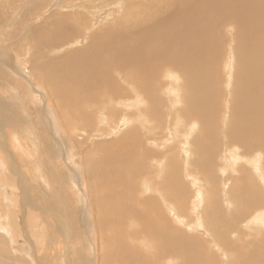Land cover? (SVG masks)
<instances>
[{
    "label": "bare ground",
    "instance_id": "obj_1",
    "mask_svg": "<svg viewBox=\"0 0 264 264\" xmlns=\"http://www.w3.org/2000/svg\"><path fill=\"white\" fill-rule=\"evenodd\" d=\"M162 1L165 6H170V11L167 14L163 8L164 6H160L163 3L158 5L157 0H149V4L143 2L145 6L140 8H136L135 5L130 4L128 7L126 6L127 10L125 11L124 16H119L121 18L118 17L119 19L114 24L110 25V30H107L103 36L96 32L88 33L90 30L87 29L85 34L89 35L84 38V45H86L87 48L83 50L78 47V49L73 47L74 49H77V51L76 55L71 56L77 58L71 61L72 57H70L66 60L67 63L65 67L63 66L66 61L59 60L57 58L48 60L51 57L46 58V56H44L46 60H43V63L39 64V70L41 71L40 77L46 78L51 87V91L49 88L48 89L50 93L55 96L53 99H59L63 103V106L61 105L60 108L64 109L68 113L67 114L63 110L65 114H67L66 116H71V114H69L71 112H68L67 109L73 111L72 113L80 119H83L86 113H90L87 114V117L89 115H93V117L95 116V119L92 118V121L96 120V118L99 120L96 127L106 124L109 128H111L109 135L120 133L117 138V146L115 148H105L106 150H103L104 161L100 163L95 161L93 162L95 168L93 173L96 175L95 189L97 193L100 190L99 182L108 177L116 178L119 181L130 182L135 187L134 180L139 173L134 170L135 168H132L133 171L132 169H128L127 162L119 164L118 161L121 159L117 160V157L120 154H116L117 152H112V150L114 151L118 149L119 152L127 154L128 158L132 156L134 157V155H132V150L137 148L140 144H145V141L144 143L142 142L141 136L139 137L140 129L147 133V138H151L153 124L149 127V116H153L155 120L158 121V134L162 135L159 139V146L155 144V146L159 149V169L157 171V175H165L164 179L167 181L170 178V172H172L173 176L171 179L174 181L179 177L177 169L182 172V169L185 166L189 168L188 174L182 173L181 176L183 175L185 178L190 179L191 184L193 185V191H196V193H193L194 195H191L194 198L192 197L189 200L188 206V212L190 215H192L195 211V214H193L195 219H191L189 222L184 219L181 212V206L184 199L181 197H185L187 195L183 192L168 194L169 200L163 196H161V201H158L154 197H149L143 201L141 207H138L139 211L137 212L136 218L137 221L144 226L141 231L150 236L153 243L160 244V249L153 255H149L148 252L140 251L145 249L144 246L146 244H138L137 232L129 235L130 241L128 240L116 220V211L112 208V204L114 202V198L112 196L104 193L101 198H97V195L94 197V203L97 207L95 212L97 217L95 227L97 228L98 233H104L105 240H108L112 244L109 245V253L107 252L110 256L105 255L106 260L103 259L104 256L101 258V262L105 260L104 264H117V262L122 264L120 262L126 261L128 264H153V262L157 264L156 261L161 259V254H168V256L175 257L178 256V254L176 255V252L179 248L173 247L172 244H175V246L177 243L191 244L195 239L201 242L200 237L184 234L175 226V224L183 226L188 230H195V232H199L197 230L205 232L210 226L209 222L206 225L207 220L202 219V215L199 214V210L197 209V207H199V203H197V201L202 200L200 186H198V189L194 187V185L200 182L203 171L202 169H196L195 167H199L197 165H194V167L192 165V161L189 160V158H192L194 154V152H192L194 151L192 144H194L200 152H203L204 150L205 144L203 141L194 138V134L197 131L196 136H200L201 139H203V135L201 136V134H206L203 129L204 125L209 126L211 123L209 129L213 130V132L216 130L215 135H217V137L224 131L222 136L224 140L221 148L225 153H223V155L221 153V157H225L223 159L225 161L224 164L229 166L233 172L236 171L234 167L236 165L235 163L238 160H244L247 164H249L248 167L250 168L249 171L251 176H255L256 178L264 176V163L262 162V157L264 155V0H197L177 10V0ZM134 2L136 3V0ZM137 6L139 7V4ZM73 31L74 30H72V32ZM221 31H223L224 34ZM234 31H239V34L231 37L228 36V38L225 37V33L230 35ZM71 36L72 34L70 33L69 38H71ZM69 38H67V35H65L64 32H55L50 34L47 38L48 40L55 39L54 41L44 42L41 46L37 45V48L48 53L57 52L61 50L63 46L71 45L72 47L71 43H67L66 45L63 44V46L62 43L58 44V42L63 41V39L68 40ZM57 39L60 41H57ZM228 46H230L231 51H229ZM236 51H238V62L235 60ZM230 55H232V59H230ZM34 64H37V62ZM112 70L122 72L121 82H116L112 79ZM55 74H58L59 76ZM0 78H3L1 70ZM221 83L224 87H227L228 100L227 98L226 102L224 100L223 107L226 114L222 115L221 120L223 121V125L220 127L219 124L216 126V123H214L212 119H214L213 116L216 111L213 97H215L217 93L219 95ZM122 87H125L124 92L122 91ZM128 92L134 94V97L131 100L128 99V96L132 97L133 95H129L130 93ZM161 93L164 95L162 96ZM151 95H156V97L160 96L164 103L168 102L170 113H166L165 115L161 114L162 116H160L157 114L158 111H155L154 109L156 108L155 105L153 109H151L152 107L149 108L148 106H151L149 103L152 101ZM13 99L14 98L10 96V101H13ZM162 101L159 103L161 104ZM93 102L99 104L100 112H98L97 106L92 105ZM231 102L232 107L230 113ZM13 104L14 103L9 104L7 99L4 101L0 98V129L2 131L3 127H7L8 131H11L5 135L3 134L5 139L3 138L2 142L0 140V227L8 234V236H10V239L11 237L13 238V240L11 239L12 241L20 242L24 240L27 247H31L32 253L29 255L31 258L30 264H47L48 260L44 259H49V254L58 248L54 244L55 248H53L51 252V249H48L49 247L46 250H43V252L37 251V247L34 245V243H38V238L34 237L37 230L34 229L33 226L41 227V224H43L46 228V224L42 221V217L39 219L35 213L30 211L31 208L27 206L23 200L26 202L29 201L26 196L27 193H29L27 190L34 187L33 185L36 180L38 181V186L44 190L39 191L47 194V191H49L50 188L49 183L51 180L54 182L56 189L59 188L57 187V181L59 178L57 177L58 179H56L51 173L50 174L52 176H49L48 171L41 164H39L40 158L37 153L38 143L35 141L37 133L36 130L39 129H36L33 126L30 127V122L28 120L29 116H27V113L24 112L25 110L22 105H17L15 108ZM54 104H56V102ZM138 104H141L140 107ZM142 104L145 106L142 107ZM210 106L213 107V112L211 111L212 109L210 110ZM132 108H135L134 111H132ZM226 108L227 110H225ZM41 110L44 111L43 108ZM46 111L47 108H45V113ZM160 111L161 110H159V112ZM65 114L64 117L67 120L68 118ZM131 114L132 116L135 114L137 117H142L145 125L144 123H139L136 126L135 123V126L132 125L128 127L130 122L129 115ZM230 114L232 115V123L229 126V129L225 131ZM44 116L45 114H43V117ZM184 116L188 118L187 122H184L182 118ZM40 117L39 120L41 119L44 121V124H46L45 128L51 134V137L54 138L57 134L54 135L52 133L53 131L51 129L52 124L50 117L45 116L44 119H48L47 121ZM88 118L90 119V117ZM134 119L137 118L135 117ZM68 121L69 122L67 123L71 125L72 122L70 121V118ZM134 122L135 120H133V124ZM215 122H217V120H215ZM84 123H81V126L82 124L87 126V123ZM142 125L147 127H143ZM91 127L93 128V126ZM96 127L94 130L97 131ZM205 129H207L206 132L209 134L208 128L205 127ZM176 136L179 137L176 139ZM228 136L231 142L227 140ZM204 137H207V135ZM213 137L216 138L215 136H212V138ZM40 139L42 138H39V140ZM175 139L178 141L181 140L178 142L181 147L178 146L180 149V157H177V169L176 166L173 165L172 160H170V158H166L161 152V150L164 149L163 147L169 146L171 142L175 141ZM208 139H206V141L208 140L209 142L211 137L209 136ZM49 140H51V144L49 142L47 143L51 145V148L48 149L47 145V147L42 145L44 143V139L41 146H45L42 150L45 151V148L47 149L48 155L45 157L47 162H51V167H54L55 165L53 164V159H55V157H53L54 155L50 152L52 148H57V151L59 150L57 158L61 163L68 162L70 164V162L75 161H73V156L71 154L72 148L67 144V142H64V145L66 146V148H64L59 139H55L57 142L52 141V138ZM195 140L198 141L196 142L197 144H195ZM41 141L39 143H41ZM216 143L218 145L217 141ZM237 143L243 145L245 150L252 149V151H250L248 155L242 153L243 155L241 159H238L240 156L238 152H241V150ZM148 145L150 147L154 146L153 143ZM66 149L69 150L68 153ZM229 152L233 153L232 156ZM148 153L150 158L154 154L151 149ZM56 154L57 152L55 153V156ZM49 155L53 158H50ZM108 156L109 160L107 159ZM23 157L31 161H28V165L24 164L25 169L21 168L23 165L22 163L19 165L14 164L17 158L22 159ZM120 158L122 157L120 156ZM139 159L137 158L138 163ZM141 159H143V161L140 162L141 164H138L141 166H138V170L142 169L140 171L143 172L145 169L144 166L146 165L144 158ZM40 165L42 166L41 169L39 168ZM28 166L32 168V172L28 171ZM107 167L111 173L106 171ZM51 169L52 170L50 171L52 172L54 169ZM7 170L11 172L12 181H8V185H4L2 182L4 177L2 175H4ZM129 170H131V172ZM44 175L47 177V181L49 177L50 179L52 178L48 181L49 183L45 180L46 178ZM39 177H42L44 181L38 180ZM68 182L70 191L74 196L79 197L78 192L80 191L82 194L83 188L81 191L79 187L80 184L76 183V179L72 177ZM262 183L264 185V180H262ZM148 189H150L148 183L144 182L143 193L146 194ZM57 190L58 191L56 192H61V188ZM62 192H64L63 188ZM46 194L41 196V199L45 202H47L46 198L49 195L54 197V193L52 191L49 192V195ZM59 194L64 195V193ZM56 196L58 195H55V197ZM61 196H59V199L57 197L56 198L61 200ZM135 196L136 195L133 194V197ZM198 196L200 197L199 200H197ZM227 198L229 197L227 196ZM256 198L257 203L254 204L255 209L253 211L250 209L247 210L246 213H243L242 219L250 216L252 222H261V220L258 219L262 218L264 213V193L257 195ZM65 199L66 198H64V200ZM82 199L84 198L81 197L79 202L82 201ZM193 199L194 203L192 202ZM56 202L55 204L52 202L50 207L52 210L56 211V216H58V213L60 212L63 214V208L60 206L62 205L60 204L61 202H59V206L61 208ZM154 202H157V207L153 206ZM51 209L49 210L51 211ZM229 211V217L237 223L238 218L241 215L239 209L236 212H233V214L231 209ZM162 214H165L175 223L168 227ZM80 215L81 213L76 216L79 217ZM236 215H238L237 219ZM8 218L13 222L11 225H9L10 221L8 222ZM54 221L56 220L54 219ZM252 222L239 221V225L241 228H251L248 227V224H253ZM5 223L7 225L3 226ZM236 223L235 229H237ZM221 226L224 225L221 224ZM232 226L233 223H230V227ZM210 229L212 230L213 228ZM220 229L221 227H219V230ZM238 231L239 234L236 236L233 235V233L230 235H233V237L236 238L238 235H244V233L247 232L244 230ZM13 232H16V234ZM227 233L228 230H222L223 235H227ZM258 233L259 232H257V234ZM202 234L204 233H201V235ZM217 241L221 242L218 247H222L224 244H227L228 247L239 248L231 242L232 240H230V237L228 238L227 236L224 240H222V238H217ZM164 242L170 244V246L172 245L173 248H170L171 254L162 251L161 243ZM27 247H25L26 250ZM120 250L123 253H121ZM250 251L252 252L249 253L255 257L253 254L255 251L254 246ZM256 252L257 251H255V253ZM106 256H108V258ZM240 258L241 256H237L236 261L234 263L230 261V264H246L249 261H251L250 264H254L255 259L245 258V261L242 262ZM255 261L258 263L257 260Z\"/></svg>",
    "mask_w": 264,
    "mask_h": 264
},
{
    "label": "rangeland",
    "instance_id": "obj_2",
    "mask_svg": "<svg viewBox=\"0 0 264 264\" xmlns=\"http://www.w3.org/2000/svg\"><path fill=\"white\" fill-rule=\"evenodd\" d=\"M134 1L135 0H0V70L3 73V78H0V98L4 101H6L7 99V102L9 104L14 103L13 105L15 108L17 105L19 106L22 105V107L25 110L24 112L27 113V116H29L28 120L30 122V127L33 126L34 128L39 129V130H36L37 133H36V140H35L36 143H38L37 145L38 152L37 151L36 152L38 153L39 155L38 157L40 158L39 164H41L48 171L49 176H52L51 174H53V177L55 176L56 179L59 178L57 181V184H58L57 187L61 188V192H56L58 191L57 189L59 188L56 189V187L54 186V182L51 180L52 178L51 179L50 177L48 178V181L50 180L52 181V182L50 181L49 183L47 181V177L44 175V177L46 178L45 180L50 185V188H49V191H47L48 192L47 194L49 195V192L52 191L54 193V197L49 195L46 198L47 202L43 201V199H41V196H44V194L46 193L45 192L42 193V191H39V190H43V188L38 186L39 184H37L38 181L36 180L35 182L36 185L34 184L33 185L34 187L29 186L31 187V189L27 190V192L29 193H27L26 196L28 197L27 199L30 202L29 201L26 202L25 200H23V202L26 203V205L31 208L30 211H32V213H35L39 219L42 217L41 218L42 221H44L46 224V228L44 227L43 224H41V227L33 226V228L37 230L35 232L36 235L34 234V237L38 238V243L37 242L36 244L34 243V245L37 247V251L43 252V250H46L49 247L48 249H51L50 250L51 252L52 249L55 248V245L59 249V250L55 249L53 252H51L52 254L50 253L48 256L49 259H44V260H48L47 264L48 263L49 264H71V263L72 264H89V263L90 264H104V261L106 260L105 255H108L109 245H112V244L108 240H105V234L102 232L98 233V230L95 227L96 222H97V217L95 213L97 207L94 203V200H95L94 197H96V195H97V198H101L104 193H107L114 198L112 208L115 209L116 211L115 217H116L118 224L124 231L129 241H130L129 235L137 232L138 244H141V245H143V243L146 244L144 246L145 249L140 250V251L148 252L149 255H153L154 253H156L160 249V244L153 243L150 236H148L146 233L141 231L144 228V226L140 222L137 221L136 215H137V212L139 211L138 207L142 206L143 201H145L149 197H154L158 201H161V196L169 200L168 194L181 193V192L186 193L187 196L181 197L184 199L182 206H181V212L184 216V219L187 222H189L191 219H195V216L193 215L195 214V211L193 212L192 215H190L188 212V206H189V200L193 197L191 195L193 193H196V191H193V185L191 184V180L185 178V176L183 175L181 176L182 173L188 174L189 168L185 166L182 169V172H180V170L177 169L178 168L177 157H180L179 147H181L178 142H180L181 140L178 141L176 139L179 136H176L175 141L177 142L173 141L170 143L169 146H165L163 147L164 149L161 150L164 156L166 158H170V160H172L173 162V165L176 166V169L178 170V174H179V177L177 180L172 181L171 179L173 176L172 172H170V178L167 181L164 179L165 175L163 174L161 176L157 175V171L159 169L158 167L159 149L155 146V144L159 146V139L161 138L162 135L158 134V128H157L158 121L155 120L153 116H149L148 117L149 127L152 124L155 125V126L152 125L153 129L151 133V138H147V133H145V131H142L140 129L139 137L141 136V140L143 143L145 141V144L144 145L140 144L137 148L132 150L134 152V154L132 152V155H134V157L132 156L133 158L132 157L128 158L127 154H123L122 152H119L118 149L114 151L112 150V152H117L116 154H120L119 156L117 155L118 157L116 156L117 160L121 159L119 160L120 162L118 161L119 164H122V163L124 164V162H127L128 169L135 168L134 170L139 173V175H137L134 180L135 187L130 182L119 181L116 178L108 177L99 182L100 190L97 193L95 189L96 175L93 173L95 171L93 162L95 161V162L100 163L104 161L103 150L105 148H115L118 144L117 138L119 137L120 133H115V135L114 134L109 135L111 128H109V126L106 124H102L101 126L96 127L98 125L99 120L96 118V120L92 121L93 119H95L94 118L95 116L93 117V115L91 116L89 115L88 116L90 117L89 119L87 117V114H90V113H86V115H84V118L80 119V118H77L78 116L72 113L73 111H70L67 109L68 112H71L69 113L71 114V116L70 117L66 116L68 113L64 109L60 108L61 105L63 106V103L58 98H55L58 100L53 99L55 96L50 93L51 87L48 84L46 78L40 77L41 71L39 70V64L43 63V60H46V58L51 57L48 60L57 58L59 60L66 61L70 57L76 55V51L78 48H81L83 50L87 48L86 45H84L85 44L84 38L89 35V34H85L87 29L90 30V32L88 33L96 32L103 36L107 30H110V25L114 24L119 18L124 16L125 11L127 10L126 8L128 7L129 4L135 5L136 8H140L142 6H145L144 3L146 4L150 3L149 0H136V3ZM195 1L197 0H177L176 10L189 3L195 2ZM116 4L117 5L119 4V5L117 6ZM138 4H139V7L137 6ZM157 4L158 5L161 4L160 5L161 7L164 6L163 8L166 14L170 11V6H165L162 0L161 1L157 0ZM72 30L74 31L72 32ZM55 32H59V33L64 32L65 35H67V38L70 37V33H71L72 36L68 40L63 39V41H60L57 39V41H60L58 42V44L62 43V46L63 44L66 45L67 43H71L72 47L71 45L69 46L66 45V46H63L61 50L57 52H53V53L51 52L48 53V52H45L37 48V45L41 46L44 42L54 41L55 39L48 40L47 38L50 34L55 33ZM221 32L223 33V31ZM237 34H239V31L238 32L234 31L230 35H227L225 33L226 35L225 37L228 38V36L229 37L236 36ZM73 47L75 48L78 47V48L74 49ZM228 47H229V51H231L230 46ZM44 56H46V58ZM76 58L77 57H72L71 61L75 60ZM230 59H232V55H230ZM238 59H239L238 51H236L235 53L236 62H238ZM36 62L37 64H34ZM66 63L67 61L65 62V65L63 67L66 66ZM55 75H58V74H55ZM111 77L116 82H121L122 72L112 70ZM183 85H182V88H183ZM48 88L50 89V91ZM124 88L122 89L123 92L125 91ZM128 93H130L129 95L131 96L133 95L132 97L128 96V99L131 100L134 97V94L131 92H128ZM161 95L163 96L164 94L161 93ZM227 95H228L227 87H224L221 83L219 95L217 93V95L213 97L216 111L214 113V116H213L214 119H212V121L216 123L215 124L216 126L217 124H219L220 127L223 125V121L221 120V118H222V115L226 114L224 111L223 105H224V100L225 102H226V98L228 100ZM10 96L14 98L13 101H10ZM52 99L56 102V104H54L55 102ZM160 99H161L160 96L156 97V95H151L152 101H150L149 103V105L151 106H148V107L149 108L152 107L151 109H153L155 105L157 109L156 108L154 109L155 111H158V113L157 112L156 113L160 116L165 115L166 113H170L168 102L164 103L162 99L161 100ZM158 100L162 101L161 104L159 103L160 101ZM58 101H59V104L60 103L62 104L59 105ZM232 102L230 104V113H231ZM158 104H160L161 107ZM92 105L97 106L98 112H100L99 104L93 102ZM143 106L145 105L142 104V107ZM211 107L212 106H210V110L212 109L211 111L213 112V107L212 108ZM42 108L44 111L41 110ZM45 108H47L46 113H45ZM158 108L162 112L161 111L159 112ZM134 109L135 108H132V111H134ZM63 110L67 114H65ZM225 110H227V108ZM63 112L68 119L70 118V121L72 122L71 125L67 123L69 121L68 119L66 120ZM43 114H45V116H49L51 119L50 121L52 124L51 126L52 127L51 129L53 131L52 133L54 135L57 134L56 136H54V138L51 137V134L45 128L46 124H44V121L41 119L39 120V117L41 115L42 116L40 118L42 119L45 118V116L43 117ZM129 116L131 120L129 118L130 122L128 124V127L132 125L135 126V123H136V126L139 123H144L145 125L144 119L142 117H137L135 116V114L133 116L132 114ZM135 117L137 119H134ZM182 118L184 122H187L188 120L187 117L184 116ZM133 120H135L134 124H133ZM215 120H217V122H215ZM84 122L87 123V126L86 125L84 126L82 124V126H84L82 127L81 123H84ZM88 123L90 124V126ZM231 123H232V115L230 114V116L228 117L225 131L229 129V126L231 125ZM144 125L142 126L147 127ZM91 126H93V128ZM210 126H211V123L209 124V126L204 125L203 129L206 134L205 135L201 134V136L203 135L202 136L203 139H201L200 136H196V132H197L196 130L198 128V125H197L194 138L200 139L201 141H203V143L205 144V147H204L203 152H200L198 148L194 144H192V148L194 150L192 152H194V154L192 158H189V160L192 161L193 166L197 165L199 167L197 168L194 166L196 169H202L203 171L200 182L194 185V187L198 189V186H200V189H201L200 194L202 195L201 197L202 200L197 201V203H199V207H197V209L199 210V214L202 215V219L207 220L206 225L209 222L210 226L207 229L208 231L205 229L207 231V232L205 231L206 232L205 233V232H202L201 230H197L199 232H195V230L194 231L188 230L183 226H179L175 224V226L179 230H181L184 234L200 237L201 242L195 239L194 241H192L191 244H182V243L178 244L177 243L176 246L175 244H172L173 247L179 248L178 251L176 252V255L178 254V256L175 257V256H168V254L167 255L161 254L160 255L162 256L161 259L156 262L157 264H186V263L187 264H230L231 262L234 263L236 261L237 256H241L240 260L242 262L245 261V258H248V259H255L258 261V263H256V261L254 260V264H264V261H263L264 260V213L262 215V218L258 219V220H261V222H258V223L252 222L250 216H248L245 219H242L243 213H246L247 210L252 209L253 211L255 209L254 204L257 203L256 196L264 193V185L262 183V180H264V176H261L260 178L251 176L250 171H249L250 168L248 167L249 164H247L246 161L244 160H238L235 163L236 165L234 167L237 172L236 171L233 172V170H231L229 166L225 165L224 164L225 161L223 160L225 157H221L223 153H225L224 150L221 148L222 142L224 140L222 138L224 131L220 133V135H218L217 137V135H215L216 130H214L213 132V130L209 129ZM95 127L98 132L94 130ZM205 127L208 128L209 134L206 132L207 129H205ZM3 129H2L3 132L0 129V136L1 137L3 136L2 138L0 137L1 142L3 138L5 139L4 135L8 132H11V131H8L7 127H3ZM206 135L207 137H204ZM209 136L211 137V140L209 142L213 144H210L208 142ZM212 136H215L216 138L214 137L212 138ZM38 137L42 139L39 140ZM50 138H52L53 139L52 141H55V142H57V140L55 139H59L61 144H63L64 148H66V146L64 145L65 144L64 142H67V144L71 146L72 148L71 154L73 156V161L74 160L75 161L70 162V164L68 162L61 163L60 160H58L57 158V155L59 154L58 152L59 150L57 151V148L55 149L52 148L53 151L51 149L50 152L51 154L54 155L53 157H55V159H53V164H55L54 165L55 168L51 167L52 166L51 162H47V159L45 157L48 155L47 149L45 148V151L42 150L44 149L46 145L48 146V147L46 146L48 149L51 148V145H50L51 140H49ZM43 139H44V143L42 144ZM206 139L208 140L206 141ZM212 139L216 140L218 142V145L216 141H213ZM227 140L231 142L229 136ZM40 141L41 143H39ZM45 142L46 143L49 142L50 144L48 143L46 144ZM196 142L198 141L195 140V144H197ZM219 142L221 145L219 144ZM151 143H153L154 146L150 147L148 145ZM41 144L45 146L43 147L41 146ZM237 145L240 147V150H241V152H238V154L240 155L238 159H241L243 154L248 155L249 152L252 151V149L245 150V147L239 143H237ZM150 149L154 153L151 158L148 153ZM66 150L68 153L69 150L68 149ZM56 152L57 154L55 156ZM229 154L232 156L233 153L229 152ZM120 156L122 158H120ZM53 157L50 156V158H53ZM135 157H137L138 159L140 158L139 163L137 161V158ZM141 158H144L145 165H146L144 166L145 169L143 172L140 171L142 169L138 170V166L141 167L138 164H141L140 162L143 161V159ZM107 159L109 160V156ZM17 160L14 162V164L19 165L22 163L23 164L21 166L22 169H25L24 164H27V165L29 164L28 163L29 159L27 158L26 159L24 157L22 159L17 158ZM233 161H236V160H233ZM262 162L264 163V155L262 157ZM41 165L39 166L40 169L42 168ZM30 166H28V171L32 172V168ZM47 167H50V168H47ZM51 168L54 169L52 171L53 173L50 171L52 170ZM106 171L110 172L108 167L106 168ZM129 171L131 172V170ZM2 176L4 177L2 181L4 185H8V181H12V175L10 171L7 170ZM71 177L76 179V183L80 184L79 187L81 191L83 188L82 194L80 193V191L78 192L79 197L74 196L73 193L70 191V186L68 185L69 183L68 181ZM38 180L44 181L42 177H39ZM60 180H61V183H60ZM144 182H147L150 188L148 189L146 194L143 193ZM62 188L64 192H62ZM38 191L40 192V195ZM59 193H64V195L59 194ZM133 194H135L136 196L133 197ZM55 195H58L56 196L58 199H59V196L62 195L60 197L61 200H58L55 197ZM227 196L229 198H227ZM81 197H83L84 199H82V201L79 202ZM64 198H66L65 199L66 201L64 200ZM199 198L200 197L198 196L197 200H199ZM52 202L54 204L55 202L58 203V206L62 204L60 206L63 208L62 209L63 214L62 212H60L58 213V216H56V211L52 210L50 207ZM59 202L61 203L59 204ZM192 202L194 203V199L192 200ZM64 205L66 208L64 207ZM157 205H158L157 202H154L153 206L157 207ZM49 209H51V211ZM230 209L232 211V214L233 212H236L239 209V212L241 213V215L239 216V218H238V215H236V219L238 218L237 223L236 221L234 222L229 217ZM54 211H55V214H54ZM80 213L81 215L79 216L80 217L79 218L77 216ZM46 215H49V216H46ZM162 216L165 218L166 225L168 227H170L171 225L175 223L171 221L165 214H162ZM227 216H228V219H227ZM54 219L56 221H54ZM18 220H19V217H18ZM239 221H245V222L248 221V222H252L253 224H248V227H251V228H241L239 225ZM8 222L10 223L9 225L13 223L9 218H8ZM230 223H233L232 227H230ZM235 223H236V227L238 230H244L249 233L245 232L244 235H238L236 238H234L233 235L236 236L237 234H239V231L235 229ZM221 224L224 226H221ZM6 225L7 224L5 223L3 226H6ZM219 227H221L220 230H219ZM210 228H213V229L211 230ZM222 230H228L227 235H223ZM257 232L259 233L257 234ZM13 233L16 234V232H13ZM201 233H204V234L201 235ZM231 233H233V235H230ZM226 236L228 238L230 237V240H232L231 242H233L239 248L228 247L227 244H224L222 247H218V245L221 242H218L217 238H222V240H224ZM9 237L10 236H8V234L4 232L2 228L0 227V264H30L31 258L29 255L32 253L31 247L30 246L27 247V244L24 240L20 241L21 243L19 241L14 242L12 241L13 238L11 237L12 239L11 240ZM203 243L206 245H204ZM172 245L170 246V244L165 243V242L161 243L162 251L170 253L171 252L170 248H173ZM253 246L255 247V251H257L256 252L257 254L255 253V251L253 253L255 257H253L251 253H249V252H252L250 250H252ZM25 247H27V250L25 249ZM168 248H169V252H168ZM104 251L108 253L106 254ZM120 252L123 253L121 250ZM102 256H104L103 259H105L103 260V262H101ZM108 256H110V254ZM108 256L106 257L108 258ZM120 263L128 264L127 261L120 262ZM250 263L251 261H249L246 264H250ZM117 264L119 263L117 262ZM153 264H156V263L153 262Z\"/></svg>",
    "mask_w": 264,
    "mask_h": 264
}]
</instances>
